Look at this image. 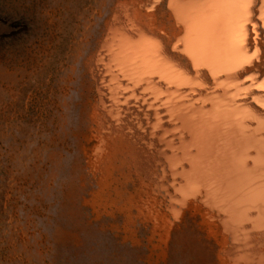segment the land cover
<instances>
[{
    "label": "bare ground",
    "instance_id": "1",
    "mask_svg": "<svg viewBox=\"0 0 264 264\" xmlns=\"http://www.w3.org/2000/svg\"><path fill=\"white\" fill-rule=\"evenodd\" d=\"M84 1L26 89L4 83L24 112L37 98L57 229L133 248L141 228L140 264H173L186 229L185 264H264V0Z\"/></svg>",
    "mask_w": 264,
    "mask_h": 264
},
{
    "label": "rangeland",
    "instance_id": "2",
    "mask_svg": "<svg viewBox=\"0 0 264 264\" xmlns=\"http://www.w3.org/2000/svg\"><path fill=\"white\" fill-rule=\"evenodd\" d=\"M84 3V0H0V264H112L115 254L120 257L119 264H126L131 249H137L138 264L141 258L146 261V233L141 228L136 231L139 243L133 248L129 231L57 229L61 208L50 200L46 180L49 169L35 167L34 163L37 141L32 119L37 112L33 109L37 98L24 112L23 97L14 103L11 88L6 98L4 95V83L12 86L19 81V89H26L25 75L48 62L49 35L59 36L60 26L66 28L63 18ZM34 92L36 96L39 93ZM44 99L42 96L41 100ZM43 121L47 123L46 118ZM78 128L88 134L89 122L84 121ZM76 174L83 172L77 169ZM121 222L117 218L116 225ZM178 233L174 245L180 241L181 247L176 246L173 264H185L182 260L188 252L185 236L191 231L182 229Z\"/></svg>",
    "mask_w": 264,
    "mask_h": 264
}]
</instances>
